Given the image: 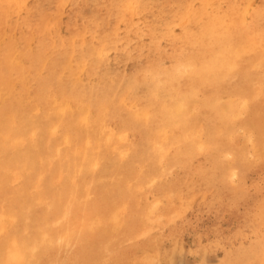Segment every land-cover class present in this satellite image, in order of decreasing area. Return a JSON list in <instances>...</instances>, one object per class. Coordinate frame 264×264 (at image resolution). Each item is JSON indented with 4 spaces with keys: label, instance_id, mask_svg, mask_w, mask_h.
<instances>
[{
    "label": "rangeland",
    "instance_id": "rangeland-1",
    "mask_svg": "<svg viewBox=\"0 0 264 264\" xmlns=\"http://www.w3.org/2000/svg\"><path fill=\"white\" fill-rule=\"evenodd\" d=\"M126 3L138 4L140 7L135 10V12H127L124 9L117 7V5ZM9 4L12 5V7H5V5ZM235 5L238 6L239 10H246L244 13L245 17H243L240 21H234V15L231 9ZM188 6H190L189 9ZM203 10L208 13H214L217 16L216 23L220 26L219 33H221L219 36L222 37V39L227 37L228 41L223 40L224 44H222V42L218 44L222 46V48L218 45H213V43H209L208 46L207 42H211V40H207V38L202 36L208 25L205 21L206 19L204 17L206 15ZM199 11L200 14L203 12V15L198 20H195V14H199ZM257 12H262L264 15V0H0V43H2L0 46V55L3 56V53L5 52L4 57L8 58L10 56L13 57L20 52L24 60L22 66L26 68V72L24 73L25 77L23 78L24 85H22V87L20 86V88L19 81V84H17L11 92L12 94L15 92V98L18 96L22 100H25L26 94L24 86H31L34 90L32 94L37 95L34 100L39 103L37 105V109H32L33 106L31 104L24 103L27 112L30 111L32 113L30 114L29 112L26 114L28 116L30 115L25 121L28 123L30 122L31 127H27L29 130L25 127L19 132L21 134V132H24V130L27 129L25 134L23 133L26 136L25 138L28 137L27 146L24 147L25 149H22L23 151L26 150V152L24 151L25 153L23 152V155L31 153L33 157L36 159L38 158L37 161L40 160V157L44 159L47 156V162L48 160L50 161L49 164L44 161L46 166L43 164L44 162L42 164L37 162L40 166H44L43 168L37 167V173L31 176L32 179L30 178L28 182V179H22L10 190L0 187V207L3 210H0V212H4V214H7V212L12 214H21L20 212H22V215H24L25 218L26 215L31 216L30 220H32V218L36 221L47 220L43 207L52 208L56 206V197L60 195L62 190L66 189V181L70 176L72 179L75 178L74 175L76 172L71 169L84 164L81 161H83L86 157H82L79 153V149L82 151L84 150L86 145L84 142H87L88 140L86 132L87 129L85 125H83L84 118L81 117L78 122L76 120L77 116L75 115L77 111H68L65 109L66 107L62 105L63 100L65 104L71 103L74 105L76 104V100L83 101L81 97L89 95L95 96L97 100L99 99L102 101L105 98V95L109 92H113V86H119L122 89H127L126 96L131 100H136L137 103L135 102V105L139 109L149 108L147 105V99L144 97L147 87L145 88V85L140 86L142 82H136V80L147 70L148 72L144 76L149 81V84L152 85L150 87L153 89L151 93L155 94L154 91L158 84V78L150 73V68L153 67L162 71L170 69L168 71H171L179 66L178 61H180V52L184 51V54H190L186 56L190 60H194L197 66L200 64V75L202 73V76L206 77L208 86L199 85L200 82L198 78L195 77H188L183 79V81L180 80L179 77L178 83L180 87L177 85V88H179L182 95L185 93L183 97L186 98L187 96V98L190 99L194 86L198 88L196 89L198 93L195 94L196 98H192L193 100L191 99V102L190 100H188L187 103L180 102L179 107H176L172 114L175 111L174 115L176 117H182L183 119H187L186 117H190L189 119H192L194 117L195 119H184V129L179 127L177 129V126H174L173 123L170 122L169 118L163 116L167 123L162 124L163 126L159 124L160 128L157 127V129L162 131V127H165L164 125L168 124L166 125L167 128L170 124L169 128H165V130L163 128V131L169 138V142L168 140H163L166 144L171 143L172 147L177 149L185 151L190 150L192 152V156L188 160L189 164L185 166L182 162H170L172 153L169 154L168 157L167 154L161 153V144L163 143L161 140H155L156 142L154 141V143L150 145V152L152 151V153H150L149 148H143L144 144H141L143 143V140L141 139L138 131L135 129H130L131 131L126 129L123 124H121V120L119 118L116 119L117 123L114 125V130L116 131L117 129L118 133L123 132L124 129V131L128 130L129 132H127L128 137L122 141L123 144H114L115 149H113L114 152H116L115 157H111L110 153L107 152L109 151V148L106 146L108 148L107 149L105 145L95 149L96 154H93V152L91 154L96 155V158H94L97 159V162H95L96 164H99V168L103 167L108 170L112 168L111 170L113 173L115 172L114 170H117L116 166L115 168L110 166L107 167V162L110 160L116 162L118 160L115 164H119L122 155H127V153L130 152L134 155V157L138 154L147 155L149 153L150 158L154 160L153 163L156 161L155 163L158 165L156 166V169H158V171L160 170L159 172L162 173L161 179H159L160 182L158 181L159 187H144L145 184H140V182L138 183V180H134V183L131 182L127 186L131 187L132 184H139L137 185V188L135 185L133 187L137 190L143 189L144 200L147 199L144 201V204L148 205L150 208L154 207L155 204H158L160 206L159 214L169 220L167 226L163 225L162 229L153 228V232L151 231L150 233L153 237L159 236L163 250H171L172 248V259L170 258L168 264H246L248 261L258 259L261 247L259 205L261 200H264V56H262V51H264V49H262L261 46V30L262 27H264V16L262 15L261 19H259ZM221 19L223 21L222 23L220 22ZM238 23L241 25L239 26ZM246 26L250 28L248 29ZM224 27L229 28L228 30L230 32L232 31V33L228 32V30L225 31ZM230 28L233 30H230ZM193 32L195 37L192 35ZM184 34L191 36V38L194 37V43L195 41L198 43L201 42L199 45L206 47L202 48L203 50L194 51V54L193 52L190 53L191 47L184 43L181 38ZM175 39H177V41H175ZM241 39L243 40L240 41ZM217 46L219 48H216ZM22 47H25L24 51H22ZM91 47H94L99 52H104L105 50V55H107L104 57L98 54L93 55L89 51ZM213 48L215 49L213 50ZM209 50L216 51L213 53ZM204 52H206V54H203ZM31 53H33L35 59ZM207 54H209V56H207ZM232 55H234L235 58L230 60ZM252 57H254V59ZM32 58L34 62L32 61ZM238 60L241 61L242 64ZM46 64L48 65L46 66ZM82 65H86L88 69V71H85L83 74L80 72L81 69L78 70ZM173 65H175V67H173ZM56 67H58L59 70L56 69ZM233 67H236L239 72H232L231 69ZM48 68L50 71H48ZM209 69L211 72H207ZM17 71L20 73V70ZM56 71L58 74H55ZM227 71L232 74L231 77H224L223 82L219 83L220 85L214 82L212 75L215 72H218L220 75L222 74L223 77ZM18 72L14 73V77L15 75L20 76ZM46 74L49 75L46 76ZM209 74H211L212 78ZM236 75L240 76V79H238ZM124 77L125 79L137 77L133 82L138 89L137 92L131 91L130 85L128 86V84L125 85V83H123L124 80L122 79H124ZM209 77L211 80H208L210 79ZM42 78L44 80L43 82H40ZM77 78L80 79V81H78ZM38 82L46 85H40ZM211 83L213 84L212 88H210ZM108 84L112 88L108 87ZM62 87L65 88L63 89ZM99 87L100 90L104 89L101 93L100 90H96L99 89ZM207 87L208 89H206ZM103 91L104 93H102ZM116 92L117 91H114L113 93ZM47 93L50 95L52 94L51 96L56 99L59 103L58 107H56L55 104L53 105L51 101H48L47 98H41L42 95L46 96ZM189 93L191 95H189ZM96 95H100V97H97ZM241 95H244V108H235L232 115L233 120L244 119V125L246 124L244 126V139L241 137L237 146L238 148L244 146V158L237 159L235 157V153L233 152V148L236 147V145L234 143H229L230 145L225 143L228 133V129H226L227 125H225L222 120H218L215 109L211 108L212 106L209 107V104L212 101L213 104L217 103L219 106L221 105V109H226V106L230 108L231 105L227 104L230 103L226 99L227 96L231 97V102L233 101V103H236L239 101L238 103H240L242 99L240 97ZM207 98H210V101ZM72 100L74 101L72 102ZM197 100H199L198 103H196ZM41 101L46 104L44 105ZM161 101L164 102L165 100L161 99ZM126 103L130 104L131 102ZM43 105L44 109L45 106L48 105L46 107L47 110H45L47 111L46 113L43 111ZM62 107L63 109H61ZM14 108L17 109L16 107ZM20 108L24 109V107ZM107 108L110 110V106ZM40 111L42 113H40ZM50 111L52 114H50ZM34 113L36 114L35 116L38 115L41 120L40 123H38V117L33 116ZM150 113L154 112L150 110ZM177 113L178 115L181 114V116H177ZM40 114H48V116L45 115L44 117V115H42V118H40ZM185 114H187L186 117ZM197 114L200 115V117ZM69 115L71 117L68 120ZM46 116L49 120H51V123L47 120ZM152 116L153 114H150L151 118ZM196 119H199L198 124ZM216 121L219 123L217 124ZM192 123L194 125H192L193 128H191V126V129H188L186 126H190ZM39 125L41 127L43 125V128L47 125L50 129L49 127L41 129ZM171 129H173V131H171ZM191 131H193V133ZM215 131L216 133H214ZM216 134H219L218 137ZM82 137L84 138L83 140ZM53 138L56 139L54 140ZM178 138L181 139L183 144L181 143L180 145L178 142V144L176 143L174 145L173 140ZM187 139L190 141H187ZM14 140L16 141L15 137ZM81 140L84 141L82 142L84 147L80 144ZM15 141L14 143L19 142L18 139L16 142ZM186 141L187 143L191 142V144L185 143ZM136 143L141 145L140 148L138 147L137 150L135 148H131V151L130 146ZM10 145L11 146L8 148L11 149V152H9V150L8 153L1 155L0 160L4 158L9 160L11 157L15 158L17 153L14 149L15 146L13 147L12 144ZM191 145L193 146L192 148L190 147ZM231 145L232 149L230 147ZM71 146L73 147L71 148ZM117 146L121 147L118 148ZM30 148L35 150L33 151ZM101 148L102 151H100ZM121 149L123 150L121 151ZM147 149L148 151H146ZM68 150H70V152L67 153ZM2 151L3 148L0 152ZM48 151L49 153H47ZM172 151H174L173 148ZM41 152L45 155H42ZM117 152L119 153L117 154ZM46 153H51V156L54 153L55 154L53 158H49V155ZM77 153H79V158H83V160H79ZM61 154L63 157L60 160L62 156ZM152 154L154 155L152 156ZM75 155L76 159H74ZM101 157L104 158L102 159ZM70 158L72 159V162H70ZM52 159L55 162L57 160L61 161L59 163L63 164L61 169L66 175V180H63L59 176L60 170L57 171V169L55 170L52 166L54 165V161ZM76 160H78L77 164ZM104 160L106 161L105 163ZM88 162L85 165H90V162ZM143 162L144 163L139 165L140 167L136 166V163L135 166L139 168L140 172L142 170L143 173L147 174L152 167L150 164L148 165V161ZM6 163L9 164V162ZM68 163H70V166ZM71 163L75 166L73 165L71 167ZM104 164L105 166H103ZM56 165L59 166V164ZM30 166L31 163L28 164L27 162H24L21 164L20 168H30ZM48 166L50 168H48ZM91 166L93 165L91 164ZM40 168H42L44 172L41 171ZM88 168L89 167L87 166L85 168L86 171L81 173V182L86 180L90 183L97 179V177L93 175L94 173L91 172L92 170L90 171V168ZM50 170L52 172L49 174ZM69 170H71V175H68V177L67 174L70 173ZM54 171L57 172L56 175ZM166 172L169 173L167 174ZM205 172L207 174H205ZM41 173H45L47 177H51L54 182H57L54 188H46V179L40 175ZM233 176L236 177L235 182L231 179ZM20 185L23 186L20 188ZM38 188L41 189V192H33L35 189L38 190ZM20 189H22V191H20ZM44 189L48 192L46 196L41 194L44 192ZM145 189H148L149 191ZM73 197L75 198L74 194L70 197L71 199L69 198L70 200H67V204L74 201L72 203L73 205L70 204L69 206L78 207L77 200ZM86 198L87 197L84 199L87 201L92 200V197L89 195L88 198ZM172 198L175 200L170 202ZM39 199V202L41 203L37 202ZM45 200L46 203H44ZM33 201L34 203H38L36 208L32 207ZM100 202H102L100 203L101 206L105 205L103 206V209L108 210L107 213L103 215L100 214L99 219L101 220L97 221V223L103 224V230H98L100 236H103V232L100 231H105L107 234L103 239V243L106 249H108L106 250V257L108 259H106H110L111 261L112 258H114V260L117 258V264H132L131 255L133 253L134 246L136 244L142 245L146 241L148 242L150 240V237L147 236L149 226L144 230L146 232L142 230L140 236L138 238L136 237L134 240L133 234H131L132 230H130L132 229V226H129L132 222L131 207L124 205L118 198L111 199L110 201L102 200ZM65 204L66 203H64V205ZM142 204L143 198L141 201V205ZM171 208L173 209L171 210ZM166 212H170V216L167 215L169 213ZM113 215H115V218H113ZM56 216L58 217L57 213ZM73 217V223L75 225L72 226V230L76 233H78L80 229L79 225L82 224L83 221H91L89 214L85 216L82 213H77ZM55 218L56 217H49L48 220L53 222ZM30 220H27V222ZM113 221L117 222L113 223ZM252 222L255 223V227L251 229V234H248V230ZM115 223L117 225H115ZM118 223L120 224V227H118ZM138 224L139 222L135 223L136 228L138 227ZM146 226L147 225H144L143 227L146 228ZM6 228V231L11 232L13 236L24 235V233L26 235L28 231L33 235L38 233L37 228L29 226V224L28 228H26L25 220L17 222V224L12 223L11 226ZM78 237L79 235L77 234V238ZM4 241L5 239H2L1 237L0 251L5 248ZM94 247L95 243L94 245L88 244L87 250L93 253L95 251ZM52 255L54 259L56 257V251H53ZM4 257L5 256L3 255L0 256V260L6 259ZM157 261H162L164 264L162 257H159ZM103 262H105L104 259H102V264ZM54 264H68L66 256L64 258H56L54 260Z\"/></svg>",
    "mask_w": 264,
    "mask_h": 264
},
{
    "label": "bare ground",
    "instance_id": "bare-ground-1",
    "mask_svg": "<svg viewBox=\"0 0 264 264\" xmlns=\"http://www.w3.org/2000/svg\"><path fill=\"white\" fill-rule=\"evenodd\" d=\"M191 5V4H190ZM190 8V6H188V9ZM201 11V10H200ZM200 11H199V14H200ZM204 11V10H203ZM231 11L233 12V15H234V21H240L243 17H245V12L246 10H239L238 6L235 5L232 7ZM205 13V21L207 22V27L205 28V31L203 33L202 36H204L205 38H207V40H211V42H207V45L209 46V43H213V45H218L220 44V42H222V44H224L223 40H226L227 41V37L225 39H222V37L219 36V31H220V26L217 25L216 23V19H217V16L214 14V13H208L207 11H204ZM258 13V12H257ZM256 13V14H257ZM198 13L195 14V20H198L202 15H203V12L199 15ZM263 13L262 12H259L258 13V17L259 19H261ZM264 16V15H263ZM238 19V20H236ZM260 21V20H258ZM220 22L222 23V19L220 20ZM244 22V21H243ZM231 23V22H230ZM206 24V23H205ZM227 24V23H226ZM225 24V25H226ZM233 24V22H232ZM224 25V26H225ZM237 25V24H236ZM239 25V23H238ZM241 25V24H240ZM239 25V26H240ZM229 26V25H228ZM41 27V26H40ZM231 27V26H230ZM243 27V26H242ZM241 27V28H242ZM247 27V26H246ZM253 27V26H252ZM225 31H227L229 28H226L224 27ZM232 28V27H231ZM230 30H233L231 29ZM244 28V27H243ZM248 28V27H247ZM245 28V29H247ZM250 28V27H249ZM248 28V29H249ZM255 28V27H254ZM243 30V29H242ZM245 31V30H244ZM222 32V31H221ZM228 32H230L228 30ZM189 33V32H188ZM202 33V32H201ZM226 33V32H225ZM232 33V31L230 32ZM224 34V33H222ZM228 34V33H227ZM9 35V34H8ZM193 36L195 35L194 32L192 34ZM2 37V36H1ZM195 37V36H194ZM194 37L191 38V36H188V35H185L182 38V40L184 41V43L188 44L190 47H191V51L190 53L193 52L194 54V51L196 50H203L202 48H205L206 46H200L197 41H195L194 43ZM6 38V37H5ZM9 38V37H8ZM230 38V36H229ZM242 38V37H241ZM244 39V38H243ZM243 39H241L240 41H242ZM205 40V39H204ZM5 41V40H4ZM8 41V40H6ZM175 41H177V39H175ZM179 41V40H178ZM21 42V41H19ZM157 42V41H156ZM228 42V41H227ZM203 43V42H202ZM205 43V42H204ZM256 43V42H255ZM2 43H0V46H1ZM14 44V43H13ZM20 44V43H19ZM196 46H194V45ZM210 44V45H211ZM15 45H18V44H15ZM203 45V44H202ZM206 45V44H204ZM233 45V44H232ZM13 46V45H11ZM20 46V45H19ZM220 48H222V46L218 45ZM216 47V48H219V47ZM211 47V46H210ZM233 47V46H232ZM245 47V46H244ZM7 48V47H6ZM23 48V47H22ZM25 48V47H24ZM23 48L22 51H24L25 49ZM208 48V47H207ZM252 48V47H251ZM255 48V47H254ZM20 49V48H19ZM92 49V50H91ZM91 49H89V51L91 52V54L95 55V54H98L102 57L106 56L105 55V50L104 52H99L97 51V49H95L94 47H91ZM215 48H213L214 50ZM246 49V48H244ZM249 49V48H247ZM182 50V49H181ZM205 50V49H204ZM235 50V49H234ZM239 50V49H238ZM241 50V49H240ZM102 51V49H101ZM210 51V50H209ZM208 51V52H209ZM212 51V50H211ZM210 51V52H211ZM216 51V50H215ZM215 51H212L213 53ZM3 52V51H2ZM1 52V53H2ZM61 52V51H60ZM184 52V51H183ZM183 52H180V61L179 62V66L171 71H168L170 69H166L167 71L165 70H158L156 68H150V73L152 75H154L156 78H158V84H157V87L155 88V91L154 93L155 94H152L151 91H153L152 88H150L152 85L149 84V81L147 80V78L144 76L147 74V70L146 72H143L142 75H140V77H138V79L136 80L137 77H134V78H130V79H122L124 80L123 83H125V85L128 84L129 85H133V82L136 80V82H142V84H140V86L142 85H145L144 87L146 88L147 87V91L144 95V97L147 99V105L149 108H143V109H139L136 105H135V102L136 100H131L129 99L127 96H126V92H127V89H122L121 87L117 86V87H114L113 88L109 85L111 81H109L108 83V87L112 88L113 89V92L114 91H117L116 93H113V92H109L107 95H105V98L100 101L99 99L97 100L95 96H89L87 95L86 97L83 96L81 97V100H76V104L72 105L71 103L69 104H65L64 103V100H63V103L62 105L65 106L68 111H72V110H76L77 113H75V115L77 116L76 117V120L79 122V120L81 119V117L84 118V124L86 129H87V142H84L82 141L84 138L82 137V140H81V145H82V142L86 143L85 147H84V150L82 151L81 149H79V153L82 155V157H86L84 160L83 158H79V153H77L78 155V158L79 160H83L81 162H83L84 164L82 166H76L73 167L71 170H74L76 172V174L74 175L75 178H71V176L69 177L68 175H71V170H69L70 173H66L67 176L69 177V179L66 181L65 183V190H62L60 192V195L58 197H56V206L54 207H43L44 209V212H45V216H46V219L47 220H42V221H36V220H30V217L29 215H26V218L24 215H22V212H20L21 214L19 213H8L7 214H4V212H0V238L2 237V239H5L6 238V235L8 234V232L6 231L7 228L6 227H9L12 225V223L14 224H17V222H20V221H26V228H28V224L29 226H33L34 228H37V234L36 235H33L31 234L29 231L26 233H24V235H20V236H17L20 238L21 242H22V245H23V258L30 261L31 264H54V260L56 258H64L66 256V260L68 262V264H102V259L105 260V262H103V264H117V258L114 260V258H112V260L110 261L107 260L108 258L106 257V247L103 243V239L104 237L107 235L105 231H100V232H103V236H100V234L98 233V230H103V224H100V223H97V221H100L101 219H99V216L100 214H105L108 212V210H105L103 209L105 205L101 206L100 201H106V200H111V199H119L124 205H127V206H130L131 207V211H132V222H131V225L129 226H132V232L131 234H133V239L135 240V238L139 237L140 236V233H142V230L144 231L145 229H147V227L149 228V231L147 232L148 233V237H150V240L142 245H135L134 248H133V253H132V259H131V263L132 264H137L138 261H141L143 260L145 257H148L150 259H153V260H156L159 258V257H162L163 258V261H164V264H168L170 258L172 257V254H173V250L171 248V250H163L162 249V245H161V240L159 238V236H155L153 237L150 233L152 230H154L153 228H157V229H162L163 228V225L167 226L168 223H169V220L164 217V216H161L159 214V209H160V206L158 204H155L154 207L150 208L148 207V205H145L144 204V201L147 200L145 199L144 200V192H143V189L142 190H137L135 189L132 184L131 187H128L127 185L130 184L131 182L134 183V180H138V183L140 182V184H145V186H155V187H159L158 186V181L159 179H161V176H162V173L158 171V169H156V166H158L155 162L153 163L154 160H152L150 158V154L146 155V154H138L134 157L133 154L130 153H127V155H122V158L120 159V163L119 164H115L117 163V161H113V160H108L109 162L108 165H106L107 167L110 166V167H113L117 168V170H114L115 172L113 173L112 172V168L110 170H108L107 168H99L98 165L99 164H96L97 162V159L96 158V155H93V154H96V150L97 148L105 145V147L107 146L109 148V152L111 157H115V153L114 152V149H115V146L114 144L116 143H122V141H124L127 137H128V133L129 131L131 130H137L138 133L140 134L141 136V139L143 140V143H141L143 145V148H149V152H150V145L152 143H154L155 140H161L163 143L161 144V149H162V152L163 154H167V157L169 154L172 153V157L170 159V162H173V161H178V162H182L183 165L187 166L189 163H188V160L189 158L192 156V152L190 150H180V149H177L175 147H172L171 143L170 144H166V142L164 140H168L169 142V138L166 136L165 132L163 131V128L165 130L166 128V125H164L165 127H162V131H160L159 129H157V127H159L161 124V126H163L162 124H165L167 123V121L165 120V118H163V116H165L166 118H169L170 122L173 123V125L177 126V129L178 127L179 128H183V126L185 125V121L184 119L181 117H176L174 115V113L172 114L173 110L176 108V107H179V103L182 102V103H187L188 100H190L191 102V99L192 98H196L195 97V94L198 93L196 89V86L193 87V93L192 95L189 93V95H191L190 99L183 97V95L185 94H181L179 88H177V85L179 86V83H178V78L180 77V80L183 81V79H186L188 77H195V78H198L200 84L199 85H202V86H208V82L206 81V77L205 76H202V73L200 75V69H199V65L197 66L196 65V68L195 70H189L188 72L186 73H183L182 75V72H183V68L184 67H187V65L189 64V61L190 59L186 56V54H184ZM209 52V53H210ZM220 52H223V51H220ZM5 53V52H4ZM3 53V56L0 55V150L3 148V151L0 152V156L3 155V154H6L9 152H11V149H9L8 147L11 146L10 144H12V146L14 147L15 146V151L17 152L16 153V156L15 158L14 157H11L9 160H6L5 158L4 159H1L0 160V187H3L4 189L6 190H10L12 187H14L16 185V183H19L22 179H28L27 182L30 180L31 176H33L34 174H36V170H37V167H42L48 163L49 164V160L47 162L46 160V157L44 159H42L40 157V160L37 161V159L35 157H33V155L29 152L31 150H29L28 152L30 154H24L23 155V152L26 150H22V149H25L24 147L27 146V138H25L26 136L24 135L25 132L27 131V127H31L30 126V122H25L27 120V118L30 116L26 115L27 113V109H25V106H24V103H28V104H31L33 106L32 109H37V105L39 104L38 102H36L34 99L37 97V95L35 94H32V92L34 91L33 88L30 86H24V89H25V94H26V99L25 100H22L20 97H16L14 96L15 92H11V90L13 88L16 87L17 84H19V81H20V84H19V87L22 85H24L23 83V78L25 77L24 73L26 72V68L24 66H22V64L24 63V60H23V57L22 55L20 54V52L13 56V57H4ZM27 53V52H26ZM25 53V54H26ZM219 53V52H218ZM247 53V52H246ZM24 54V55H25ZM28 54V53H27ZM26 54V55H27ZM203 54H206V52H204ZM226 54V53H225ZM31 55H33V53H31ZM65 55V54H64ZM76 55V54H75ZM78 55V54H77ZM227 55V54H226ZM253 55V54H252ZM206 56V55H204ZM207 56H209V54H207ZM228 56V55H227ZM77 57V56H76ZM213 57V55H212ZM229 57V56H228ZM33 58H34V55H33ZM33 58H32V61H33ZM191 58V57H190ZM235 58L234 55L231 56V59L230 60H233ZM254 59V57H252ZM26 59H29V58H26ZM31 59V58H30ZM35 59V58H34ZM227 59V58H226ZM53 60V59H51ZM73 60V59H72ZM76 60V59H75ZM204 60V59H203ZM31 61V60H30ZM49 61V60H48ZM239 61V60H238ZM237 61V62H238ZM26 62V61H25ZM34 62V61H33ZM36 62V60H35ZM75 62V61H74ZM77 62V61H76ZM241 63V61H239ZM244 62V61H243ZM50 63V61H49ZM52 63V62H51ZM92 63V62H91ZM232 64H234L233 62H231ZM230 63V65H231ZM31 64V62H30ZM34 64V63H33ZM239 64V63H238ZM242 64V63H241ZM48 64H46L47 66ZM59 65V64H58ZM211 65V64H209ZM229 65V66H230ZM240 65V64H239ZM76 66V65H75ZM35 67V66H34ZM37 67V66H36ZM49 67V66H48ZM51 67V66H50ZM74 67V66H73ZM242 67V65H241ZM60 68V67H59ZM211 68V67H210ZM56 69H58V67H56ZM81 69V74H83L85 71H88L86 65H82L80 66V68L78 70ZM224 69V67H223ZM227 69V68H226ZM17 70H20V73L17 71ZM47 70V69H46ZM59 70V69H58ZM77 70V71H78ZM156 70V71H155ZM48 71H50V69L48 68ZM94 71V70H93ZM210 71L207 70V72ZM226 71V70H224ZM222 71V72H224ZM19 73L20 76H16L14 77V73ZM45 72V71H44ZM60 72V71H59ZM67 72V71H66ZM65 72V74H66ZM211 72V71H210ZM239 72V71H238ZM93 73V72H92ZM243 73V72H242ZM45 74V73H44ZM54 74V73H53ZM55 74H58V72L56 71ZM204 74V73H203ZM208 74V73H207ZM224 74V73H223ZM238 74V73H236ZM49 74H46V76H48ZM211 76V74H209ZM208 75V76H209ZM231 73H229L228 71L225 72L224 76L222 77V74L220 75L218 72H215L212 76H213V79H214V82L216 83H222L223 82V79L224 77H231ZM240 75V74H239ZM242 75V74H241ZM45 76V75H44ZM211 76V78H212ZM161 77V78H160ZM235 77V76H233ZM236 77L238 79H240V76L236 75ZM235 77V78H236ZM16 78V79H15ZM74 78V77H73ZM210 78V77H209ZM208 79V80H211ZM244 78V77H243ZM242 78V79H243ZM39 79V78H38ZM66 79V78H65ZM78 79V78H77ZM232 79V78H231ZM43 78L41 79L40 82H43ZM70 80V79H69ZM153 80V79H152ZM25 81V80H24ZM37 81V80H36ZM66 81V80H65ZM68 81V80H67ZM78 81H80V79H78ZM105 81V79H104ZM213 81V80H212ZM211 81V82H212ZM236 81V80H235ZM38 82V83H40ZM45 82V81H44ZM47 82V81H46ZM154 82V81H152ZM238 82H241V81H238ZM237 82V83H238ZM105 83V82H104ZM144 83V84H143ZM213 83V82H212ZM211 83V87L212 88V84ZM42 83H40L41 85ZM82 84V83H81ZM240 84V83H239ZM238 84V86H239ZM44 85V83L42 84ZM46 85V84H45ZM44 85V86H45ZM56 85V84H55ZM216 85V84H215ZM220 85V84H219ZM244 85V84H243ZM242 85V86H243ZM43 86V87H44ZM101 86V85H100ZM237 86V87H238ZM20 87V88H21ZM35 87V86H33ZM38 87V86H37ZM42 87V89H43ZM55 87V86H54ZM61 87V86H60ZM88 87V86H87ZM103 87V86H102ZM180 87V86H179ZM214 87V86H213ZM39 88V87H38ZM41 88V87H40ZM57 88V87H56ZM63 88V87H62ZM65 88V87H64ZM63 88V89H64ZM77 88V87H75ZM79 88V87H78ZM86 88V87H85ZM109 88V89H110ZM189 88V87H188ZM236 88V87H235ZM18 89V87H17ZM23 89V90H24ZM88 89V88H87ZM107 89V88H106ZM190 89V88H189ZM208 89V87L206 88ZM205 89V90H206ZM22 90V91H23ZM40 90V89H39ZM44 90V89H43ZM53 90V89H51ZM58 90V89H57ZM78 90V89H77ZM96 90H100V87L99 89H96ZM104 90V89H101L100 90V93L101 91ZM108 90V89H107ZM233 90V89H232ZM241 90V89H240ZM15 91V90H14ZM42 91V90H41ZM56 91V90H54ZM67 91V90H66ZM88 91V90H87ZM242 91V90H241ZM52 92V91H51ZM76 92V91H74ZM73 92V93H74ZM90 92V91H89ZM106 92V91H105ZM188 92V91H187ZM44 93V92H43ZM58 93V92H57ZM95 93V92H94ZM104 93V91L102 92ZM210 93V92H209ZM24 94V93H23ZM64 94V93H63ZM77 94V93H76ZM90 94V93H89ZM98 94V93H97ZM188 94V93H187ZM186 94V95H187ZM211 94V93H210ZM225 94V92H224ZM17 95V94H16ZM39 95V94H38ZM52 95V94H51ZM49 93H47V95H42V99H45L47 98L48 101H51L52 104L56 107H58V102L56 101V99H54L52 96H51ZM59 95V94H58ZM85 95V94H84ZM215 95V94H214ZM227 95V94H226ZM60 96V95H59ZM81 96V95H80ZM97 97H100V95H96ZM58 97V96H57ZM64 97V96H63ZM72 97V96H71ZM211 97V96H210ZM242 99L240 101V103L236 102V103H233V101L231 102V97L227 96V100L231 103H227L229 105H231V107L229 108L228 106H226V109H221V105L219 106L217 103H211L209 104V107L211 108H214L215 111H216V116L218 118V120H222V122L225 123V125H227L226 129H228V133H227V139L225 140L227 144H232L234 143L236 145V147L233 148V152L235 153V157L237 159L241 158L243 159L244 157V146L241 147V148H238V144H239V140L241 137H243L244 139V119H241V120H233L232 119V115H233V110L235 108H244V95H241L240 96ZM59 98V97H58ZM102 98V97H101ZM220 98V97H219ZM235 98V97H234ZM239 98V97H238ZM161 99L165 100L164 102L161 101ZM198 99V98H197ZM208 99V98H207ZM210 99V98H209ZM208 99V100H209ZM236 99V98H235ZM240 99V98H239ZM39 100V99H38ZM61 100V101H62ZM193 100V99H192ZM200 100V99H199ZM199 100H197L196 103L199 102ZM205 100V99H204ZM216 100H220V99H216ZM223 100V99H221ZM233 100V99H232ZM69 101V100H68ZM71 101V100H70ZM74 100H72L73 102ZM196 101V100H194ZM193 101V103H194ZM203 101V100H202ZM200 101V102H202ZM210 101V100H209ZM51 102H48V103H51ZM126 102H131L130 104L126 103ZM227 102V101H226ZM41 103H43L41 101ZM137 103V102H136ZM44 104V103H43ZM46 104V103H45ZM44 104V105H45ZM190 104V103H188ZM192 104V103H191ZM223 104V103H222ZM226 104V105H227ZM44 105L42 106V108L44 109ZM193 105V104H192ZM191 105V106H192ZM19 106V107H18ZM41 106V105H40ZM48 106V105H47ZM45 106V109L43 110L45 113L47 111L46 107ZM60 106V105H59ZM108 106H110V110L107 108ZM197 106V105H196ZM199 106V104H198ZM205 106V104H204ZM14 107H16L17 109H15ZM20 107H24V109L20 108ZM28 107V106H27ZM31 108V107H30ZM41 108V107H40ZM207 108V107H206ZM205 108V109H206ZM54 109V107H53ZM58 109V108H57ZM63 109V107L61 108ZM150 110L154 113H150ZM204 110V109H203ZM209 110V109H208ZM67 111V113H68ZM197 111V110H196ZM49 112V111H48ZM63 112V110H62ZM66 112V111H65ZM186 112V111H185ZM199 112V111H198ZM197 112V113H198ZM210 112V111H209ZM32 112H30L31 114ZM40 113H42L40 111ZM211 113V112H210ZM50 114H52V112L50 111ZM150 114L152 116V118L150 117ZM33 115V114H32ZM31 115V117H32ZM36 114L34 113V117H38L35 116ZM41 115V114H40ZM44 115H47L48 114H42ZM42 115L40 118H42ZM187 114H185V117H186ZM198 115V114H197ZM46 116L47 120L48 117ZM177 116H181L178 115L177 113ZM183 116V114H182ZM196 116V115H195ZM200 117V115H198ZM214 116V115H213ZM30 117V119H31ZM51 117V116H50ZM54 117V116H53ZM71 116L69 115L68 117V120ZM184 117V116H183ZM198 117V118H199ZM55 118V117H54ZM66 118H67V115H66ZM65 118V119H66ZM117 118H119L121 120V124H123V126L128 129L127 131H124L123 132H117V129L116 131L114 130V125L115 123H117ZM187 119L185 120H188L189 118L186 117ZM194 118V117H193ZM192 118V119H193ZM33 119V118H32ZM37 119V118H36ZM36 119H34L35 121H37ZM39 119V117H38ZM45 119V118H43ZM53 119V118H52ZM58 119V118H57ZM75 119V118H74ZM192 119H189V120H192ZM195 119V118H194ZM71 120V119H70ZM73 120V119H72ZM197 120V119H196ZM195 120V121H196ZM214 120V119H213ZM31 121V120H30ZM35 121H34V124H35ZM40 119L38 120V123H40ZM44 121V120H43ZM50 123H51V120H49ZM65 121V120H64ZM198 121L199 119L196 121L197 124H198ZM33 122V121H31ZM45 122V121H44ZM43 122V123H44ZM48 122V121H46ZM37 123V122H36ZM37 123V124H38ZM42 123V122H41ZM63 123V121H62ZM66 123V122H65ZM82 123V122H80ZM171 123V124H172ZM190 123V122H189ZM217 123V121H216ZM219 123V122H218ZM217 123V124H218ZM48 124V123H47ZM53 124V123H52ZM51 124V125H52ZM67 124V123H66ZM188 124V123H187ZM196 124V125H197ZM200 124V123H199ZM45 125V124H44ZM49 125V124H48ZM63 125V124H62ZM82 125V126H83ZM171 125V126H173ZM193 123L190 125V126H186L188 127V129H191L193 128ZM37 126V125H36ZM35 126V128H36ZM40 126V125H39ZM50 126V125H49ZM49 126H44L45 128H48ZM53 126V125H52ZM64 126V125H63ZM192 126V127H191ZM3 127H4V130H3ZM27 128L24 130V132H21V134L19 133L20 131H22L24 128ZM38 127V126H37ZM41 127V126H40ZM78 127V126H77ZM169 127H170V124H169ZM167 126V128H169ZM185 127V126H184ZM191 127V128H190ZM199 127V126H198ZM43 128V125L41 127V129H45ZM52 128V127H51ZM160 128V127H159ZM166 128V129H167ZM173 128V127H172ZM33 129V128H32ZM38 129V128H37ZM50 129V127H49ZM63 129V128H62ZM131 129V130H130ZM175 129V128H174ZM176 129V130H177ZM184 129V128H183ZM217 129V128H216ZM29 130V129H28ZM170 130V129H168ZM181 130V129H180ZM198 130V129H197ZM37 131V130H36ZM39 131V130H38ZM50 131V130H49ZM171 131H173V129H171ZM175 131V130H174ZM196 131V130H195ZM204 131V130H203ZM40 132V131H39ZM51 132V131H50ZM182 132V131H181ZM193 133V131H191ZM24 133V134H23ZM73 133V132H72ZM190 133V134H192ZM197 133V132H196ZM216 133V131L214 132ZM47 134V133H46ZM64 134V132H63ZM62 134V135H63ZM86 134V133H85ZM84 134V135H85ZM181 134V133H180ZM189 134V133H188ZM225 134V133H224ZM223 134V135H224ZM45 135V134H44ZM61 135V136H62ZM217 137L219 134H216ZM82 136V135H81ZM14 137L16 138V141L17 139L19 140L18 143H14ZM66 137V135H65ZM70 137V136H69ZM185 137V136H184ZM221 137V135H220ZM58 138V137H56ZM55 138V139H56ZM86 138V137H85ZM54 139V138H53ZM54 139V140H55ZM63 139V138H62ZM71 139V138H70ZM131 139V138H130ZM164 139V140H163ZM189 139V138H188ZM187 141H190L188 140ZM218 139V138H217ZM67 140V139H66ZM69 140V139H68ZM185 140V139H184ZM196 140V139H195ZM15 141V142H16ZM80 141V140H78ZM139 141V140H138ZM141 141V140H140ZM187 141L185 143H187ZM46 142V141H45ZM156 142V141H155ZM178 142L182 143L181 139L178 138V139H175L173 140V143L174 145ZM52 143V142H51ZM75 143V142H74ZM130 143V142H128ZM133 143V142H132ZM39 144V143H37ZM79 144V143H78ZM123 144V143H122ZM121 144V146H122ZM183 144V143H182ZM187 144H191L190 143H187ZM229 144V145H230ZM31 145V144H30ZM40 145V144H39ZM48 145V143H47ZM75 145V144H74ZM126 145V143H125ZM124 145V146H125ZM131 145V144H130ZM156 145V144H155ZM196 145V144H194ZM121 146H117L118 148L121 147ZM141 145H139V143H136V144H133L130 146V149L132 148H135L136 150L138 149V147L140 148ZM31 147V146H30ZM41 147V146H40ZM39 147V148H40ZM46 147V146H45ZM55 147V145H54ZM65 147V146H64ZM73 146H71L72 148ZM106 147V148H107ZM126 147V146H125ZM128 147V145H127ZM154 147V146H153ZM191 148L193 147L192 145L190 146ZM228 147V146H227ZM231 149H232V145L230 146ZM42 148V147H41ZM81 148V147H80ZM104 148V147H103ZM107 148V149H108ZM114 148V149H113ZM172 148L174 149V151H172ZM215 148V147H214ZM220 148V147H219ZM225 148V147H224ZM247 148V147H246ZM13 149V150H14ZM32 149V148H30ZM37 149V148H36ZM56 149V148H55ZM131 149V151H132ZM160 149V148H159ZM217 149V148H216ZM12 150V151H13ZM33 150V149H32ZM35 150V149H34ZM33 150V151H34ZM43 150V149H42ZM57 150V149H56ZM62 150V149H61ZM123 149H121L122 151ZM128 150V149H126ZM140 150V149H139ZM157 150V149H156ZM215 150V149H214ZM218 150V149H217ZM13 151V152H15ZM38 151V150H37ZM51 151V150H50ZM91 151V152H90ZM98 151V150H97ZM102 151V148L101 150ZM104 151V150H103ZM143 151V150H142ZM148 151V149L146 150ZM161 151V150H160ZM229 151V150H228ZM24 152V153H25ZM43 152V151H42ZM41 152V153H42ZM46 152V151H45ZM55 152V150H54ZM62 152V151H61ZM60 152V153H61ZM70 152V150L67 151V153ZM83 152V153H82ZM90 152V153H89ZM93 152V154H91ZM126 152V151H125ZM135 152V150H134ZM138 152V151H136ZM141 152V151H139ZM158 152V150H157ZM215 152V151H214ZM35 153V152H34ZM38 153V152H37ZM36 153V154H37ZM40 153V152H39ZM49 153V151L47 152ZM46 153V154H47ZM56 153V152H55ZM54 153V154H55ZM58 153V151H57ZM98 153V152H97ZM100 153V152H99ZM119 152H117L118 154ZM147 153V152H146ZM152 153V151L150 152ZM222 153V152H221ZM227 153V152H226ZM12 154V153H11ZM54 154L51 156V153L50 154H47L49 155V158L54 156ZM102 154V152H101ZM100 154V156H101ZM40 155V154H38ZM42 155H45L42 153ZM40 155V156H42ZM62 155V154H61ZM64 155V153H63ZM63 155L61 156L60 160L62 159ZM109 155V156H110ZM114 155V156H113ZM154 154H152L153 156ZM159 155V154H157ZM241 155V157H240ZM12 156V155H11ZM56 156V155H55ZM105 156V155H104ZM120 156V155H119ZM165 156V155H164ZM43 157V156H42ZM58 157V155H57ZM93 157V158H92ZM95 157V158H94ZM73 158V157H71ZM70 158V162H72V159ZM102 158V157H101ZM100 158V160H101ZM104 158V157H103ZM102 158V159H103ZM155 158V157H153ZM56 159V158H54ZM59 159V157H58ZM64 159V158H63ZM74 159H76V155L74 157ZM207 159V158H206ZM53 160V159H52ZM51 160V161H52ZM52 161L54 163V165H52L55 170L57 169L60 170L59 172V176L63 179V180H66V175L62 172V163H59L61 161ZM116 160V159H115ZM199 160V159H198ZM45 161V162H44ZM68 161V159H67ZM90 162V165H85L87 162ZM96 161V162H95ZM135 161V162H134ZM143 161H148V165L150 164V166L152 167L150 169V171L145 174L142 172L139 171V168L136 167V166H139L141 165L142 163H144ZM6 162H9L10 166L8 163ZM24 162H27L28 164L31 163V166L30 168L29 167H24V169H21L20 166L22 163ZM37 162H39V164H42L43 162V166H40L39 164H37ZM51 162V164H52ZM63 162V160H62ZM74 162V161H73ZM78 160H76V164H77ZM88 162V163H89ZM95 162V163H94ZM102 162V161H101ZM99 162V163H101ZM106 161L104 160V163ZM213 162V161H212ZM135 163H136V166H135ZM56 164H59L56 165ZM70 163H68L69 165ZM72 164V163H71ZM91 164L93 166H91ZM214 164V163H213ZM67 165V166H68ZM74 164L71 165V167L73 166ZM81 165V163H80ZM147 165V164H146ZM65 166V165H64ZM66 166V167H67ZM70 166V165H69ZM75 166V165H74ZM89 167L90 168V171L93 172L97 179L96 180H93L92 182L88 183L86 180L84 182H81V176H82V172H85V168L86 167ZM105 166V164L103 165ZM145 166V165H144ZM143 166V167H144ZM6 167H9V168H6ZM98 167V168H96ZM140 167V166H139ZM212 167V166H211ZM41 169V171H43V169ZM48 168H50L48 166ZM53 168V169H54ZM88 168V169H89ZM144 169V168H143ZM45 170V169H44ZM52 170V169H51ZM49 171V174L50 172L52 171ZM66 170V169H65ZM80 170V172H79ZM47 171V170H46ZM67 171H68V168H67ZM89 171V170H88ZM44 172V171H43ZM55 172V171H54ZM79 172V173H77ZM57 172H55V175H56ZM167 173V172H166ZM169 173V172H168ZM167 173V174H168ZM44 174V175H43ZM41 173L40 175L45 177L46 179V182H45V186L47 189H50V188H54L56 183L57 182H54V180H52V178L50 177H47L45 175V173ZM81 174V175H80ZM205 174H207L205 172ZM51 176V175H49ZM3 177V178H1ZM32 179V178H31ZM40 179V177H39ZM38 179V180H39ZM51 179V181H50ZM40 181V180H39ZM58 181V180H57ZM41 182V181H40ZM40 182H37V183H40ZM160 182V181H159ZM61 183V182H60ZM139 185V184H137ZM137 185L136 188H137ZM23 185H20L19 187L21 188ZM43 186V187H45ZM18 187V188H19ZM37 187V185H36ZM143 187V186H142ZM163 187V186H162ZM41 188V187H40ZM38 188L35 189L33 192H41V189ZM154 189V188H153ZM33 190V189H32ZM72 190H76V191H72ZM145 190H148V189H145ZM152 190V189H151ZM20 191H22V189H20ZM149 191V190H148ZM31 192V191H30ZM32 192V193H33ZM42 195L46 196V194H48L47 191H45L44 189V192L41 193ZM56 194V193H55ZM74 194L75 198L77 200V206L78 207H72V206H69L70 204L73 205L72 203L74 202H71L70 204L68 203L67 204V200L72 197V195ZM88 195L90 197H92V200L91 201H87L85 200L84 198L87 197L88 198ZM78 196V198H77ZM162 197V196H160ZM86 198V199H87ZM142 198H143V204L141 205V201H142ZM55 199V198H54ZM71 199V198H70ZM69 199V200H70ZM91 199V198H90ZM159 199V198H158ZM50 200V199H49ZM173 200H175L174 198L171 199L170 202H172ZM40 199L37 201L39 202ZM1 202V201H0ZM70 202V201H68ZM84 202V203H82ZM166 202V201H165ZM41 203V202H39ZM44 203H46V200L44 201ZM54 203V202H53ZM64 203H66L64 205ZM2 204V203H1ZM32 207L33 208H36L37 204L38 203H32ZM162 204V203H161ZM160 204V205H161ZM170 205V204H169ZM1 206V205H0ZM3 206V205H2ZM40 206V205H39ZM165 207V206H163ZM162 208V207H161ZM166 208H169V207H166ZM174 208V206H173ZM171 208V210L173 209ZM163 209V208H162ZM161 209V210H162ZM0 210L1 207H0ZM30 210V209H29ZM3 211V210H2ZM119 211V210H118ZM166 211H169V210H166ZM110 212V211H109ZM171 212V211H170ZM170 212H166V213H169L167 215L170 216ZM31 213V212H29ZM56 213L58 214V217L56 216ZM79 214V213H82L84 214L85 216L89 214V217L91 219L90 222H86V221H83L82 224H80V229L78 231V233H76L75 231L72 230V226H74L75 224L73 223V216H75V214ZM164 213V212H163ZM116 214V213H115ZM101 215V216H102ZM122 215V214H121ZM164 215V214H163ZM7 217V219H5L4 217ZM123 216V215H122ZM49 217H56L53 222L51 220H48ZM131 217V215H130ZM113 218H115V215H113ZM129 218V216H128ZM27 220H30L29 222H27ZM116 220V219H115ZM119 220V219H117ZM130 221V220H129ZM128 221V222H129ZM114 222H117V221H113ZM138 227L136 228V225L135 223H138ZM120 223V222H119ZM118 223V227H120V224ZM122 223V222H121ZM124 224V223H123ZM122 224V225H123ZM147 225L146 228H144L143 226L144 225ZM115 225H117L115 223ZM143 225V226H142ZM113 226V225H112ZM127 226V225H126ZM128 226V227H129ZM122 227V226H121ZM144 228V229H143ZM120 229V228H119ZM112 230V229H111ZM109 231V230H108ZM162 231V230H160ZM26 232V231H25ZM146 232V231H144ZM153 232V231H152ZM108 233H111V232H108ZM113 233V232H112ZM77 234L79 235V237L77 238ZM110 235V234H109ZM132 239V238H131ZM146 239V238H145ZM137 240V239H136ZM173 240V239H172ZM110 242V241H109ZM108 242V243H109ZM95 243V251L93 253L89 252L87 250V245H94ZM111 244V243H110ZM109 244V246L111 247V245ZM112 246H115V245H112ZM117 248V247H116ZM53 251H56V257L53 259V255H52V252ZM117 251V250H116ZM79 252V253H77ZM112 252V251H111ZM110 253V252H109ZM80 254V255H79ZM120 254V253H119ZM123 254V253H122ZM125 254V253H124ZM5 256L4 258H7V253H6V249H2L0 251V256ZM108 256V255H107ZM118 256V255H116ZM115 256V257H116ZM130 256V257H131ZM109 257V256H108ZM107 258V259H106ZM172 259V258H171ZM128 260V259H127ZM114 261V263H113ZM121 263V262H120ZM130 263V262H129ZM126 264V263H125Z\"/></svg>",
    "mask_w": 264,
    "mask_h": 264
},
{
    "label": "snow or ice",
    "instance_id": "snow-or-ice-1",
    "mask_svg": "<svg viewBox=\"0 0 264 264\" xmlns=\"http://www.w3.org/2000/svg\"><path fill=\"white\" fill-rule=\"evenodd\" d=\"M5 7H12V5L10 4L5 5ZM117 7H120L127 12H135V10H137L140 6L134 3H126V4L117 5ZM261 46L262 49H264V27H262L261 30ZM186 55H190V54H186ZM262 56H264V51H262ZM173 67H175V65H173ZM195 68H196V64L194 60H190L187 67L183 68L182 75L183 73H186L189 70H195ZM231 71L236 72L238 71V69L236 67H233ZM130 90L133 92L138 91V89L134 84L130 85ZM231 179L233 182L236 181L235 176L231 177ZM259 207H260L259 224H260V236H261L260 255L258 259L248 261L246 262V264H264V200H261ZM4 218L7 219L6 216ZM254 227H255V223L252 222L248 230V234H251V229ZM4 245L7 253V258L4 260H0V264H31L30 261L23 258V245L19 237L13 236L11 232H8L4 241ZM137 264H163V262L145 257L143 260L138 261Z\"/></svg>",
    "mask_w": 264,
    "mask_h": 264
}]
</instances>
